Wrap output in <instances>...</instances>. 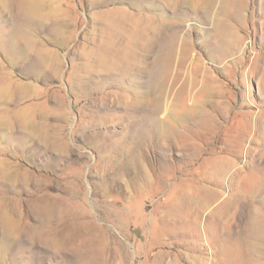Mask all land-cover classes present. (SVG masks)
Masks as SVG:
<instances>
[{"label":"rangeland","instance_id":"rangeland-1","mask_svg":"<svg viewBox=\"0 0 264 264\" xmlns=\"http://www.w3.org/2000/svg\"><path fill=\"white\" fill-rule=\"evenodd\" d=\"M9 1L0 264H264V0Z\"/></svg>","mask_w":264,"mask_h":264},{"label":"bare ground","instance_id":"bare-ground-1","mask_svg":"<svg viewBox=\"0 0 264 264\" xmlns=\"http://www.w3.org/2000/svg\"><path fill=\"white\" fill-rule=\"evenodd\" d=\"M9 0H0V6L2 5L3 7H5L6 9H9ZM16 5L21 8L22 10H28V11H36L35 9H39L41 4H39V0H16ZM42 57V56H41ZM5 88H9L8 85L4 84V85H0V89H5ZM55 208L59 207L61 208L63 206V204L61 203H57L54 205ZM46 207H50V206H46ZM63 207H66V205H64ZM74 218V216L72 214L69 215H58V221H56L57 224L52 225L51 221L49 224V228L46 229L43 227V231L44 233H46L47 238L51 239L52 242H57L58 245L60 246V249L58 251H64V254H67L68 256L70 255L72 258V253L73 249H74V239H75V234L74 231L71 229L73 226L72 224L69 225V222L72 221ZM12 216L9 218V222H11L10 224H12L13 222ZM41 226V225H40ZM102 228V227H101ZM101 232V236H103V234L105 233L104 228H102ZM41 233H39L40 235ZM43 236L41 234L40 237L42 242H43ZM100 235L98 236L99 238L101 237ZM45 244H47L49 247L53 248L52 244L43 242ZM57 245V246H58ZM56 246V247H57ZM66 255V256H67Z\"/></svg>","mask_w":264,"mask_h":264}]
</instances>
